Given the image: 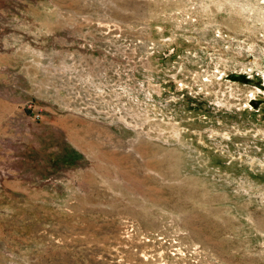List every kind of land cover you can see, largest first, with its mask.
Returning a JSON list of instances; mask_svg holds the SVG:
<instances>
[{
    "label": "rangeland",
    "instance_id": "1",
    "mask_svg": "<svg viewBox=\"0 0 264 264\" xmlns=\"http://www.w3.org/2000/svg\"><path fill=\"white\" fill-rule=\"evenodd\" d=\"M0 264H264V0H0Z\"/></svg>",
    "mask_w": 264,
    "mask_h": 264
},
{
    "label": "built area",
    "instance_id": "2",
    "mask_svg": "<svg viewBox=\"0 0 264 264\" xmlns=\"http://www.w3.org/2000/svg\"><path fill=\"white\" fill-rule=\"evenodd\" d=\"M38 117H39V115H38Z\"/></svg>",
    "mask_w": 264,
    "mask_h": 264
}]
</instances>
